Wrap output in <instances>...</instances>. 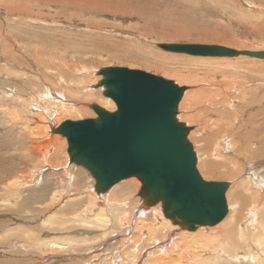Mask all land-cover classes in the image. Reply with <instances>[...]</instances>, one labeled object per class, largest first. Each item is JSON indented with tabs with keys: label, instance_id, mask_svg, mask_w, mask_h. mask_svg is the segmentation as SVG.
<instances>
[{
	"label": "rangeland",
	"instance_id": "rangeland-1",
	"mask_svg": "<svg viewBox=\"0 0 264 264\" xmlns=\"http://www.w3.org/2000/svg\"><path fill=\"white\" fill-rule=\"evenodd\" d=\"M159 42L210 43L227 45L242 50H264V0L0 1V106H2L0 107V110H2L0 111V196L8 192L7 184L15 177L22 181L20 188L23 187L21 189L22 195L20 194L21 196L17 200L19 201L18 204L15 203L13 207H9L2 205V202H0V225L2 224L0 227V231L2 230L0 232V235H2L0 237L1 264H70V262L72 264H121L123 257L140 252L138 249H136L137 251L133 250L135 246H132L134 241L132 233L127 235L125 232H120L115 237L114 235L117 233L107 228L106 230L111 231L110 234L114 239L109 234L106 239L103 240L102 238L98 243H94L95 245L83 242L80 245L77 242H71L70 239L80 235L81 232L98 233L97 231H99L98 234H100L105 230L101 227L99 230H95L96 228L94 229L93 226L90 228L81 226L73 219L79 212L77 213L71 208H62L66 201H79L82 203V199L89 192L88 187L94 184L95 179L83 167L69 163L68 142L62 134L53 133L51 130L48 134L39 135L37 132L33 134V130L36 131L37 129L36 125L41 124L39 123L41 121L36 122L32 119L35 115L26 114V117L31 116V120L28 122L24 119L20 120L21 122L17 123L18 128L14 126L15 119L10 116L14 107H18L17 109L20 111L24 110L23 102L16 103L12 102L11 98L9 99L8 96L14 90H18L22 98H32L36 103L40 100L37 95L48 91V88H52L53 91L62 89L67 96L57 97L64 98L67 103L76 102L77 109L65 111L59 108L56 100L46 99V101L44 99L43 105L47 108L57 111L59 109V112L54 115V126L60 125L65 120L97 117V113L89 106L90 103L101 105V102L105 103L109 99L116 109V103L111 98L103 95V89L94 88V92L83 89L87 85L98 82L102 76L98 75L97 71L108 66H126L144 70L174 80L180 85H188L189 88L186 92L188 94H185L180 104L178 117L180 113L195 115V118H187V120L183 119L182 121L189 126H193V132L200 130L199 140L189 138L194 145L197 157L201 158L206 148L209 154L208 159L213 162L216 161L220 165L216 168V172L211 173L208 163H206V166H202V162L198 159L199 172L206 180L230 181L231 186L227 193L228 203L231 202L232 207L236 203L235 207L241 211L243 216L247 210L259 207V203L261 207L263 206L264 188H261L258 184L253 186L258 190L253 194V198L258 196V202L255 201L257 202L255 206L249 203L252 198L248 197L249 193L244 190L241 181L236 176L234 177V174H226L228 177L221 174L222 164L231 166L224 155L226 154L228 157L231 155L227 149L225 150L223 141L218 142L223 136L217 134L221 124L218 122L220 118L210 113L217 108L214 107L216 104H213V101L218 100H212L211 95L218 94L219 98V95L224 93V91H221L222 85H229L233 88L232 92L235 93L233 95L236 102H239L241 96L244 95L247 99L253 97L254 91H260V95L264 94V60L249 56H245L246 58L205 59L207 57L175 54L157 47L155 44ZM12 55L14 57L16 55L17 59L9 62L8 59L14 58ZM38 58L43 60L40 61ZM36 60H38V63ZM7 63L9 64L6 65ZM64 78L67 81H64ZM232 84L236 87H233ZM190 90L193 92L189 96ZM80 106H86L87 109L78 108ZM206 108H208V111ZM36 112L39 111L36 110ZM179 118H181V115ZM29 125L30 128L32 127V131L25 132L26 128L29 131V127H27ZM237 146L238 144L234 147ZM240 158L243 157L240 156ZM65 168L69 169L68 173ZM260 168L264 169V165ZM77 171H82L80 176L84 177L83 181L84 186H87L86 188L83 185L81 186L80 182L75 183L78 181ZM48 173H50V176L47 177L46 174ZM41 175L43 178L38 185L35 181L39 180ZM72 175H75V179L73 185L70 186L67 180L72 181ZM44 177L48 178L47 182H44ZM133 178L139 182L140 187L136 192L130 194H134L139 199L137 192L140 190L142 182L136 177ZM122 183L120 182L117 185ZM37 187L41 190L44 188L45 191H38L35 189ZM62 188L68 190L64 192ZM55 191L56 193L60 191V200L53 198L52 201L51 195ZM111 191L107 194H110ZM30 192L35 195L30 204L33 205V208L30 205V208L24 207L22 204L24 197L30 196ZM39 192L40 195H38ZM130 194L127 193L125 197L129 198ZM230 196L233 197L235 203H232L233 200L229 198ZM87 204L86 198L81 211H88L89 214L97 216V210L89 211ZM107 205L109 204L107 203ZM96 207L98 209V206ZM100 208L101 212L104 210L109 213L110 206L106 208L103 203ZM257 211L258 208L255 212ZM58 218L60 219L58 220ZM47 219L50 222L45 223L44 220ZM165 220L171 222L169 219ZM154 223L157 226L161 224L156 217ZM124 225L126 226L127 222ZM216 226H203L190 231L173 225L174 229L179 228L181 231L189 232H199L201 228H209L208 235L215 232ZM17 228L19 231H17L16 236ZM7 231L10 233L5 234ZM143 231L142 235L146 236L147 230L144 229ZM33 234L38 235V237H34ZM174 234L176 241L179 236L177 232ZM58 235L65 239L62 241L66 242L69 247L66 243L61 242L66 245L62 249L42 251L38 248L43 239L52 236L58 237ZM126 237H129L128 244L121 245V241ZM131 238L132 241H130ZM232 241H236L235 235ZM183 242L184 240L176 242V258H180L185 252L187 253V251H181V247L184 245ZM170 243L169 241L168 245ZM23 246L25 247L23 248ZM113 247L119 250L116 248L114 250ZM92 248L95 249L92 251ZM145 249L142 250V253H145L141 257L139 256L138 262L133 261L126 264H149L153 255L149 256L148 253H152L154 250L150 248L146 251ZM191 252L193 251L191 250ZM217 256L224 257L221 253H218ZM59 257L62 259H59ZM69 260L70 262H68ZM237 263L245 264L243 261H237ZM215 264L234 263H226L223 259L216 258Z\"/></svg>",
	"mask_w": 264,
	"mask_h": 264
},
{
	"label": "bare ground",
	"instance_id": "bare-ground-1",
	"mask_svg": "<svg viewBox=\"0 0 264 264\" xmlns=\"http://www.w3.org/2000/svg\"><path fill=\"white\" fill-rule=\"evenodd\" d=\"M25 24H27V23H25ZM7 43H9V42H7ZM159 43H162V42H159ZM178 43H182V42H178ZM204 44H208V43H204ZM155 45L158 47L157 43ZM225 46H227V45H225ZM228 47H230V46H228ZM162 50H164V49H162ZM245 50H247V49H245ZM171 53H173V52H171ZM175 54H185V53H175ZM186 55H189V54H186ZM189 56H193V55H189ZM240 57H245V56L240 55V56L234 57V58H240ZM210 58L211 59H227V58L230 59L232 57H207L205 59H210ZM15 59H17L16 55H15L14 58L8 59V61L10 62V61L15 60ZM18 59H19V57H18ZM42 60H40V61H42ZM36 61L38 63V60H36ZM8 64L9 63H7L6 65H8ZM14 68H16V67L14 66ZM37 72H38V70H37ZM41 74H42V72H41ZM97 74H98V71H97ZM98 75H100V74H98ZM100 76H102V75H100ZM5 80H7V79H5ZM64 81H67V79L64 78ZM98 82H99V80H98ZM98 82H96V83H98ZM96 83H94V84H96ZM94 84L87 85L83 89L86 90V91H89V92L90 91L94 92V88H95ZM221 84L222 83L220 82V85ZM84 86H85V84H84ZM232 86H233V84H232ZM223 87H225V88L223 89ZM233 87H236V86H233ZM99 88L103 89L102 87H99ZM188 88H189V86H188ZM232 89L233 88H231V86H229V85H225V86L222 85V90L221 91L222 92L224 91V93H221V95H219V98H218V94H212L211 95L212 100H215V99H218V100L217 101H213V104H216L214 107H217V108H215L214 110L211 109L213 111H211L210 114L216 115L218 118H220L218 122H220L221 124L219 123L220 124L219 125L220 128L217 131V134L218 135H223L220 138V140L219 141L217 140V141L218 142H222L223 141L225 150L227 149L228 152L231 155L229 157L226 154L224 155V158H227V161L231 164V166H228V165L226 166L225 164H222V167H221L222 173L221 174L222 175H226V174L228 175V173L234 174V177L236 176V178H238L239 181H241V183H242L241 185L244 187V190L249 193L248 197L252 198V199H250L249 203L256 206L257 202H258L257 201V197L258 196H255L253 198V194L258 192V190L255 189L253 186L255 184H258L261 188H264V169L260 168V167H262L264 165V94L260 95V93H261L260 91L259 92L254 91V93L252 94V95H254L253 97L247 99L246 96L244 95V96H241V98L239 99V102H236L235 101V96L233 95L234 92H232ZM80 90H82V89H80ZM70 92H72V91H70ZM186 92H185V94H188ZM192 92L193 91L190 90L189 96H190V94H192ZM102 93H103V91H102ZM185 94H184V96H185ZM61 95H66V93L62 89L53 91L52 88H48V91H46L44 93L41 92L40 95H37L40 100H38L35 103L32 100V98H27V97L26 98H22V96L19 94V91L18 90L17 91L14 90L11 93V95L8 96L9 99L11 98L10 100H12V102H16V103L17 102H23L24 103V110L23 111H20L19 109H17L18 107L17 108L16 107L13 108V112L11 113L10 116H11V118L15 119V125L14 126L18 128L17 123L19 124V122H21L20 120L24 119L25 121L28 122L29 120H31V116L35 115V116L32 117V119H34V121H36V122L41 121V122H39L41 124L36 125L37 129H36V131L33 130V134H36L35 132H37V134H39V135L48 134L49 130H51V127H52V125H53V123L55 121L54 120V115L59 112V109L57 111V110L51 109L49 107L47 108L45 105H43L44 104V99L45 100L46 99L54 100V101L56 100L57 104L59 105V108L62 109V110H65V111L66 110H73V109L76 110L77 109V107H76L77 103L76 102L67 103L64 98L57 97V96H61ZM92 95L94 96V93ZM27 96H28V94H27ZM66 96H65V98H66ZM8 97H6V98H8ZM6 100H8V99H6ZM35 100H37V99H35ZM188 100H189V98H188ZM101 103H102L101 106H103L104 108H106L108 110H111V111L117 110V107L115 109V106H114L113 102L110 101L109 99L107 100V102H105V103L101 102ZM93 104H98V103H90L89 106L91 108H93L92 107ZM98 105H100V104H98ZM209 105H211V104H209ZM0 107H2V106H0ZM214 107H212V108H214ZM78 108L85 109V110L87 109L86 106H80ZM206 109L208 111V108H206ZM36 110L39 111L40 113L36 112ZM0 111H2V110H0ZM26 114L31 115V116L26 117L27 116ZM180 115H181V118H179ZM180 115L178 117L180 119V121H182L183 119L187 120V118L188 119L195 118V115L193 116L192 113H190V114H187V113L186 114H181L180 113ZM97 116H98V114H97ZM90 118H94V117H90ZM49 124H50V126H49ZM27 127H29V131L26 128V130L24 129L25 132H31L32 131L31 130L32 127L30 128V125L27 126ZM49 127H50V129H49ZM199 131H195V132L192 131L193 133L192 132L190 133L189 138L190 139L195 138L196 140H199V138H198ZM213 138H214V136H213ZM203 139H205V138H203ZM200 140H201V138H200ZM67 142H68V140H67ZM237 144H238V146L234 147ZM206 146H208V145H206ZM230 148H232V149L234 148V150H232ZM208 155H209L208 151L205 148V153L201 156V158L199 157L198 159H200V162H202V166H206V163H208L210 172L214 173V172H216V168H218L220 165L218 163H216V161L213 162L212 160H209L208 159ZM240 156H242L243 158H240ZM69 163L70 164H74L75 166L83 167V166L77 165V164H75L73 162L71 163L70 160H69ZM65 169H66V171L68 173L69 169L68 168H65ZM84 169L86 171H88L86 168H84ZM81 173H82V171H77L76 174H78V181L75 182V183H79L80 182L81 186L83 185V187L86 188L87 186L86 187L84 186V181H83L84 177L80 176ZM88 173L90 174L89 171H88ZM71 174H73V173L71 172ZM46 176L47 177L50 176V173L46 174ZM40 177L41 178L39 180L35 181L37 184L40 183L41 182L40 180L43 178L42 175ZM91 177L93 178L92 175H91ZM74 179H75V175H72V181L69 182L67 180V183L70 186H72ZM43 180H44V182H47L48 178L44 177ZM121 182H123L121 185H117L118 183H116L115 184V185H117L116 187H114L115 186L114 185L107 192L99 194V193H97V191L94 188V185H95V180H94V184L88 187L89 188V192L86 191L88 194L85 193L86 196H85V198L82 199L83 200L82 203H80L79 201L78 202H75V201L67 202L66 201V203H64V206H62V208H65V209L66 208H68V209L71 208V209L75 210L77 213L79 212V214H77L75 216V218H73V219L77 223H79L81 226L89 227V228L93 226L94 229L96 228L95 230H99L100 227L105 229L103 233L101 232V230H102L101 229L100 230V232H101L100 234H98L99 231H97L98 233H95V232H93V233L92 232H81L80 235H77L75 237L71 236V237L75 238L74 239V238L70 237L71 238L70 239L71 242H73V243L77 242L80 245H81L82 242L83 243H89V244L93 245L94 243H98V241L102 240V238H103V240H104V238L106 239V236L109 235L111 231H113L114 233H117L116 235L113 234L115 237H117L120 234V232H125V234H127V235H128V233L129 234L132 233L133 237H134L133 238L134 241L132 243V246H135L133 250L137 251L136 249H138L140 252L131 254V256L127 255L126 257H123V262L121 264H126L127 262H133V261H137L138 262L139 256L141 257L142 254L144 255V253H145V252L142 253V250L144 248H146L145 249L146 251L148 249L150 250V248L154 250V252H152V253L149 252L148 253L149 256L153 255V257H152V259L150 261L148 259L149 264H215L216 258L217 259H223V261L226 262V263L238 264L239 262L237 263V261H243V262H245V264L246 263L247 264H264V214H263L264 204L261 207V204L259 203L258 204L259 207H256L253 210H247V212L243 216L241 211H239V209L237 207H235L236 203L233 200V197L230 196L229 198H232V200H233L232 203L234 202L235 206L232 207L231 202L228 203V206H229L228 214L229 215H227L225 217V219L219 223V225L218 224H217V226L214 225V226H216L215 227L216 229H215L214 233H211V235H208L209 228L206 229L205 227L201 228L199 230V232H189V231H183V230L181 231V229H179V228H178L179 230L178 229H174L173 225L170 224L171 222H168L167 220H165L167 218L164 217V214H163V211H162V208H161V206H162L161 202H159L158 204L156 203V204L148 206L146 204V202H143L142 199H141V196H140L141 188L137 192V194L139 196V199H137L134 196V194H130V193L136 192V190L140 187V184H139L138 181H136L133 177H131V178H128L127 180L125 179V180H123ZM21 184H22V181L18 177L17 178L15 177L14 179H12V180H10L8 182V184H7V189H9L8 192H6L5 194L3 193L0 196V202H2V205L13 207L15 203H17V202L19 203V201H17V200L22 195L21 194V189L23 188V187L20 188ZM37 188H35V189L38 190V191H42L44 189L43 187H41V188H43L42 190L39 189V188L37 189ZM111 189H112V191H111ZM66 190H68V189L67 188H62V191L65 192ZM32 191H33V189H32ZM43 191H45V190H43ZM110 191H111V193L107 194ZM127 193L130 194L129 198L125 197ZM31 194H30V196L27 195V196L24 197V200L22 201V204H23L24 207L30 208V207L33 206V205H30V204L33 201L35 195L34 194L31 195ZM41 194H43V193H41ZM60 194H61L60 191H59V193H56V191H55L51 195L52 201L54 199L58 200L60 198ZM38 195H40V192H39ZM44 195H46V194H44ZM86 198H87V202H88L87 205L89 206V211H91V210L92 211H96L97 210V216H93V214L92 215L89 214L88 211H81V208L85 204ZM79 200H81V199H79ZM236 200H237V198H236ZM255 201H257V202H255ZM103 203L106 205V208H107V206L108 207L110 206V209H108L109 213L107 211L105 212L104 210H103L104 212L103 211L101 212V210H100L101 208L100 207H101V204H103ZM107 203L109 205H107ZM17 204H16V206H17ZM29 205H30V207H29ZM38 205H39V203H38ZM92 205H94V206H92ZM96 206H98V209H97ZM35 207H36V205H35ZM257 208H258V211L255 212ZM35 211H39V210H35ZM98 212H100V213H98ZM161 212H162V214H160ZM26 214H23V215H26ZM161 215H163V216H161ZM155 217L157 218L158 222H161V224L157 223V224H159V226L155 225L156 223H154ZM59 219L60 218H58V220ZM55 220H57V219H55ZM68 220H71V219H68ZM44 222L46 223V222H50V221H49V219H47V220H44ZM53 222H55V221L53 220ZM125 222H127L126 226L124 225ZM45 223H43V224H45ZM1 225H0V227H1ZM5 226H7V225H5ZM200 227H203V226H200ZM200 227H198V228H200ZM18 228L16 229V232L19 231ZM106 228L111 230V231L108 230L109 231L108 232L106 230ZM6 229L8 230V228H6ZM6 229H5V231H6ZM26 229L28 230V228H26ZM144 229L147 230V235L146 236L142 235L143 234L142 232H144L143 231ZM95 230H93V231H95ZM135 230H138V231H135ZM174 230H176V231H174ZM10 231L12 232V230H10ZM26 231H24V232H26ZM39 232H41V231H39ZM78 232H80V231H78ZM176 232H177V235L179 237H177V239L175 241V237H174L175 234L174 233H176ZM8 233H10V232L7 231L5 234H8ZM17 234H18V232L16 233V236H17ZM23 234L25 235V233H23ZM29 235H31V234H29ZM110 235H111L110 237H112V234H110ZM234 235L236 236V241L235 242L232 241V238L234 237ZM35 236L36 235H34V237ZM0 237H2V235H0ZM37 237H38V235L36 236V238ZM52 237L47 238V239H43L42 242L40 241L41 243L39 242L40 244L38 245V248L43 251V250H49V249H51V250L62 249L66 245H67V247H69V245L66 242L62 241V240H65V239H63V237H60V235H58L59 238L57 236H55L53 238ZM54 238H55V240H54ZM112 238L114 239V237H112ZM33 239H35V238H33ZM58 239H60V240H58ZM57 240L60 241V242H58ZM128 240H129V237H126L125 239H123L121 241V245H124V246L127 245L128 242H129ZM172 240H174V242H172ZM182 240H184V242H183L184 245L182 244L183 247H181L182 248L181 251L182 250H183V252L187 251V253L185 252L182 256H180V258L179 257L176 258L177 257V255H175V252L177 250L176 242L177 241L181 242ZM130 241H132V238L130 239ZM169 241L171 242L170 245H168ZM61 242L66 243V245L64 243H61ZM115 242H116V240H115ZM104 244H105V242H104ZM24 247L25 246H23V248ZM72 247H74V246H72ZM95 248H92L91 250L93 251V249H95ZM102 248H103V246H102ZM105 248H106V246H105ZM113 248L115 250L116 247H113ZM131 248H133V247H131ZM116 249H118V248H116ZM190 249L193 252H191ZM91 250H88V251L92 252ZM118 250H117V252H118ZM63 251H64V249H63ZM77 251H78V249H77ZM35 252H38V251H35ZM112 252H114V251H112ZM14 253L16 254V252H14ZM218 253L223 254L224 257H220V256L216 257V255ZM25 254H26V252H25ZM86 254H87V252H86ZM94 254H96V253H94ZM100 254H101V251H100ZM82 255H84V254H82ZM59 259H62V258L59 257ZM63 259H65V258H63ZM67 259H69V258H67ZM100 260H98V261H100ZM81 261H83V260H81ZM12 262H13V260H12ZM68 262H70V260ZM104 263H105V261H104ZM9 264H11V263H9ZM70 264H72V263L70 262ZM97 264H99V263H97Z\"/></svg>",
	"mask_w": 264,
	"mask_h": 264
},
{
	"label": "water",
	"instance_id": "water-1",
	"mask_svg": "<svg viewBox=\"0 0 264 264\" xmlns=\"http://www.w3.org/2000/svg\"><path fill=\"white\" fill-rule=\"evenodd\" d=\"M173 53L205 57L249 56L264 60V50H242L221 44L157 43ZM94 84L116 103L111 111L93 104L98 116L65 120L52 126L68 140L70 162L86 168L97 193L131 177L142 182L140 196L148 206L162 203L164 217L190 231L214 226L229 212L230 181L206 180L189 135L193 126L178 118L187 85L126 66L98 70Z\"/></svg>",
	"mask_w": 264,
	"mask_h": 264
}]
</instances>
